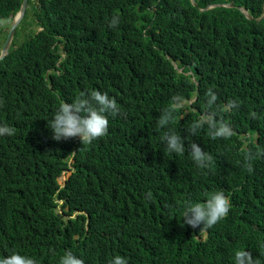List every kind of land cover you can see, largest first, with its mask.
I'll use <instances>...</instances> for the list:
<instances>
[{
	"label": "trees",
	"instance_id": "obj_1",
	"mask_svg": "<svg viewBox=\"0 0 264 264\" xmlns=\"http://www.w3.org/2000/svg\"><path fill=\"white\" fill-rule=\"evenodd\" d=\"M21 1L0 0V22ZM194 2L28 0L24 18L41 30L14 48L16 30L0 61V124L14 130L0 135V255L15 250L36 264H57L70 250L87 264H106L120 253L95 262L78 231L80 213L91 215L92 230L105 221L115 238L129 220L125 206L137 204L144 218L130 226L131 253L140 264H233L241 249L264 264V17L199 10L229 2L258 18L264 0ZM113 16L118 23L109 26ZM119 39L137 41L127 54ZM92 89L117 102L105 135L90 144L51 139L46 120L59 101ZM209 91L217 98L211 106ZM177 97L168 127L183 137L184 154L168 153L157 127ZM203 112L231 134L213 137L206 125L190 132ZM192 142L211 155L209 167L190 159ZM64 171L70 175L61 186ZM213 190L229 198L228 214L211 227L183 224L182 206Z\"/></svg>",
	"mask_w": 264,
	"mask_h": 264
},
{
	"label": "clouds",
	"instance_id": "obj_2",
	"mask_svg": "<svg viewBox=\"0 0 264 264\" xmlns=\"http://www.w3.org/2000/svg\"><path fill=\"white\" fill-rule=\"evenodd\" d=\"M190 1L194 6V0ZM217 4L232 3H211L205 5L199 10L202 12L211 8H215L218 7L216 6ZM221 7L237 9V7L242 6H236L232 4L231 7ZM244 9L246 10V8ZM16 13L10 19L11 23L13 22V18ZM247 13L249 14L248 11ZM24 14L14 29L6 54L0 59V61H2L5 57L8 56L16 30L18 31L15 37L16 43L14 44V48L19 47L27 36L32 35L33 32H38L41 30V28L36 26L34 22L32 23L34 26H36L35 30H31V27L27 30L24 29V26L27 24L25 22L27 18H24ZM241 15L245 19H247L242 13ZM263 17L264 10L262 15L258 18L252 17L251 19L247 20H254L255 22H259ZM3 21L0 22L1 30ZM108 23L109 26H115L118 23V18L113 16L112 18H110ZM9 28H7L8 31ZM8 31L6 33L3 32V34H0V51L6 39ZM136 41V39L129 42L119 39L116 41V46L126 48L128 54L129 50L133 47ZM172 64L173 67L176 69V64ZM182 69L183 68H180L179 71H181ZM191 79L193 80L192 77ZM194 99L195 98L192 97L191 100L187 102V104H190ZM216 99L217 98L215 93L209 91L206 97V104L208 106H211L214 104ZM184 104L185 102L180 103V105ZM178 106L179 98H173V106L164 108L157 117V127L162 129V132L159 136V141L163 144L164 149L170 154H184L186 151V145L183 137L179 135L177 131L172 130L168 127L169 121L172 120L175 107ZM228 106H234L231 100L228 101ZM117 111V102L115 98L109 96L108 93L96 89H92L90 91H81L70 102L60 100L58 106L54 109V111H52L51 115L47 118L46 126L50 132L51 139L55 141L66 140L68 138L75 137L79 139L80 144H90L96 138L105 135L108 130V117L110 115H114ZM205 125L208 128L209 134L213 137L229 136L232 131L230 126L223 120L217 121L214 117V114L211 112L201 113L198 118L192 122L189 131L192 132L193 130H197ZM13 131L14 130L7 124H0V135H11L13 134ZM187 151L190 154V159L194 162L197 168L203 169L209 167V164L212 161L211 155L204 152L201 147L198 146L195 142H192L187 145ZM72 155L70 156V158H72ZM69 161L72 162L71 159ZM66 173H68V175L60 182V177H62ZM69 175V171H64L57 179L58 183L63 186L65 180H67ZM145 198L150 199L151 193H146ZM57 203L58 207H56V214L62 215V211L64 212L66 211V209L61 211L60 206L63 204V202L57 201ZM118 208L119 207L116 204H112L110 206V209L114 211H117ZM125 208L126 210L123 214L127 215L129 220L123 224H120L119 235L115 238L111 237L109 226L105 224V221L100 224H97L92 230V226L90 224L91 215H88L86 213H80L83 215V219L78 222V231L80 236L84 238L86 242L89 243L88 249L94 256L95 262L98 261V259H100L103 254L114 251L119 252L120 254L112 255L106 264H140L141 258L131 253L130 226L140 222L144 218V216L142 215V212L137 204L131 205L130 207L125 206ZM229 209L230 201L229 198L225 195V193L222 190H213L206 193L204 199L202 200L185 203L182 206L181 210V220L183 224H186L193 228L197 226L211 227L215 225L219 220L224 218L228 214ZM62 216L64 219L67 217L66 215ZM72 217H74V215H72ZM261 246L264 247V244H262ZM0 264H36V261L33 257L29 255L12 250L6 255H0ZM57 264L87 263L83 258L74 254L72 251L65 250L62 254L59 255ZM233 264H259V260H254L250 252H248L246 249H241L234 252Z\"/></svg>",
	"mask_w": 264,
	"mask_h": 264
},
{
	"label": "water",
	"instance_id": "obj_3",
	"mask_svg": "<svg viewBox=\"0 0 264 264\" xmlns=\"http://www.w3.org/2000/svg\"><path fill=\"white\" fill-rule=\"evenodd\" d=\"M216 6L221 7V6H227V7H231L232 4H217ZM209 7H213V6H209ZM27 8V0H22L21 5L19 10L17 11L16 15L13 18V22L10 25L8 34L6 36V39L1 47V55H0V59L6 54L7 48L9 46L10 40L12 38L13 32L15 27L17 26L18 22L20 21V19L22 18L25 10ZM237 9L247 18V19H251L252 17L247 13V11L242 8V7H237Z\"/></svg>",
	"mask_w": 264,
	"mask_h": 264
},
{
	"label": "rangeland",
	"instance_id": "obj_4",
	"mask_svg": "<svg viewBox=\"0 0 264 264\" xmlns=\"http://www.w3.org/2000/svg\"><path fill=\"white\" fill-rule=\"evenodd\" d=\"M26 25L24 26V29H29L31 27V30H35L36 29V26L33 25L32 23V19H31V16L28 15L26 17ZM10 23H11V20H7V21H3V24H2V32L6 33L8 30L7 28H9L10 26ZM68 175V173H66L65 175H63L62 177H60V182Z\"/></svg>",
	"mask_w": 264,
	"mask_h": 264
}]
</instances>
